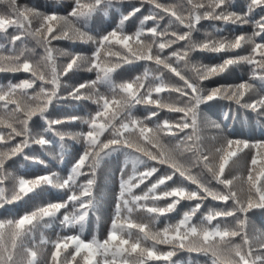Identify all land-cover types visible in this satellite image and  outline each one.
<instances>
[{
    "label": "snow or ice",
    "instance_id": "snow-or-ice-1",
    "mask_svg": "<svg viewBox=\"0 0 264 264\" xmlns=\"http://www.w3.org/2000/svg\"><path fill=\"white\" fill-rule=\"evenodd\" d=\"M2 2L7 3L9 9L7 13H0V33L7 35L8 29L14 28L18 34L8 38L7 47L11 54L3 55L6 46L0 45V72H23L30 74L31 78L18 83L10 81L6 86L0 85V149L7 146V151L0 150V208L5 204L22 201L25 197H36L46 186L65 190L70 194L63 202H48L26 212L18 219L0 220V264H115L117 258H120L121 264H128L130 258L135 264H148V261L176 264L172 257L179 250L202 253L208 258V264H264V231L257 229L250 236L247 219L251 209H264V140L250 142L225 139L218 147L206 150L197 134L200 106L214 99L234 102L237 107L251 109L264 116V94L258 98L249 96L253 85L247 82L218 85L211 89L202 86L203 81L225 72L230 66L242 63L252 65L254 75L257 69L264 73V0H250L243 15L230 10L233 0H184L188 7L180 12L177 6H168L158 0H138L140 6H134L127 15H122L118 28L99 35V38L81 32L73 21L82 22L87 27L88 21L98 10L107 9L123 0H73L74 7L67 15H59L56 11L41 12L33 7L20 5L19 0ZM144 4L151 5L152 10L140 19L139 28L131 34L123 33L124 23L140 12ZM180 7L183 8V5ZM256 9H260L262 13L259 19L254 18ZM166 18L167 24L162 27ZM203 19L221 21L226 25L252 23L256 30L251 35H234L231 39H212L210 34H206L209 38L197 42L192 33ZM150 21L152 26L146 27ZM34 22L36 27H33ZM172 26H182L183 30L169 31ZM74 36L82 43H94L95 50L90 57L72 55L70 61L58 71L53 56L54 49L49 45L58 40L75 42ZM29 37L44 45L45 55L42 62L48 69L50 79H46L41 63L33 64L25 55L27 49L23 41ZM144 37L151 38L152 43L146 44ZM257 38L260 42H257ZM17 41L21 42L19 50L16 49ZM180 42L185 43L173 49V45ZM153 45L156 48L155 54ZM116 46L124 52L120 57L123 63L154 60L157 65H162L178 77L181 85L166 84L162 75L156 78L158 82L154 85L141 82V77L116 85L111 74L120 64L106 67L97 62L101 59L102 52L106 56H120V52L104 51ZM245 46L250 48L248 55L230 56L213 66L193 65L191 77L182 74L171 62L174 61L177 65L183 63L187 67L190 51L199 49L227 54ZM166 49L170 51L163 55ZM82 62H87L88 71L96 70V80L79 84L68 95L75 100H92V96L85 92L89 88L95 89L97 82H103L110 87L112 97L97 92L93 101L97 110L83 121L88 125L86 132L72 134L55 131V126L75 122L76 117L46 121L45 133H52L61 142L66 136H71L74 140H82L86 145L67 178H61L58 173H49L26 179L6 172V162L23 153L31 144L41 147L53 144L52 140L45 139L42 135L36 138L29 127V121L37 112L43 117L54 98H64L58 94L60 77L74 71V68H79ZM146 78L147 70L144 79ZM258 78L264 83V74ZM37 81L41 82L38 91L34 90ZM29 90H33L31 94ZM117 92L120 94L119 99L116 98ZM164 92L169 96L175 93L177 101L162 102L159 97ZM153 94H156V99H153ZM246 96H249L248 100L245 99ZM137 105H142L148 111L149 115L145 120H137L132 116V110ZM164 109L182 115L175 122L168 119L161 122L159 112ZM153 117L157 118V122L153 127H148L145 121ZM224 118L227 119V113ZM187 129L191 132H185ZM105 133H108L107 137L101 139ZM179 133L185 135L178 138L175 150L158 143L162 135L177 139ZM133 136L135 140L131 139ZM17 137L20 138L19 142L13 143ZM245 149L249 150L250 155L246 176L224 178L229 162L238 158V154L244 153ZM118 151L126 152L132 160L133 175L124 180L122 171L115 215L106 238L102 241L95 237L85 240L80 235H67L50 242L41 232L39 243H36L37 230L51 227L50 223L45 222V218L48 221L54 220L61 209H67L69 204L78 206L79 214L66 212L61 225L71 228L79 223L83 226L89 209L94 206L89 199L93 180H87L78 195L73 191L76 177L83 174L82 170L86 165L95 169L106 157ZM185 153L190 154L189 158L184 159ZM25 159H33L34 162L44 165V161L38 158L25 156ZM136 165H144L145 171H136ZM161 166L165 169L163 174L142 195H134L133 189L160 172ZM194 168L200 172L206 170L212 179L223 186L224 191H215L208 187L201 176L193 172ZM6 181L11 184L10 190L4 186ZM169 181L176 186L169 187ZM234 181L241 182L239 192L243 193V198L233 190ZM187 185L195 187L190 188ZM209 198L222 201L225 205L232 201V206L229 210L209 208L202 214L199 224L193 223V217L200 212ZM162 200L166 201L165 206H158V202ZM149 201L153 206H147ZM181 201L195 203L188 211L183 212L175 224H167L163 229L153 231L147 223L130 222L134 210L143 209L155 220H159L160 216L175 212ZM237 213L242 218H237ZM229 217L235 221L234 225L224 223ZM213 221L217 222L213 224ZM133 230L136 231L134 237ZM236 238H239V242H236ZM49 243L52 251L48 256L39 254L36 249L42 252L43 246ZM158 245H167L170 250L161 251Z\"/></svg>",
    "mask_w": 264,
    "mask_h": 264
},
{
    "label": "trees",
    "instance_id": "trees-1",
    "mask_svg": "<svg viewBox=\"0 0 264 264\" xmlns=\"http://www.w3.org/2000/svg\"><path fill=\"white\" fill-rule=\"evenodd\" d=\"M158 2L168 6H177L178 12L183 11L188 7L184 0H158ZM249 3L250 0H233L230 10L243 15L246 12ZM19 4L22 6L27 5L33 7L45 13L56 11L59 15H67L74 7L73 0H19ZM180 5H183V8H181ZM134 6H140L138 0H123L122 3H115L107 9L98 10L88 21L87 27L79 21H73V24L81 32L99 38V35L106 34L108 31L118 28L121 16L127 15ZM8 9L9 5L0 0V13H7ZM151 10V5L144 4L140 12L136 13L135 16L131 17L124 23L123 33L131 34L135 32L140 26V19H142L144 15L149 14ZM261 14V10L256 9L254 18L259 19ZM166 24L167 18L162 22V27ZM36 26L37 25L34 22L33 27ZM151 26L152 23L150 21L146 27ZM196 28L197 30L192 33V37L197 42H203L209 38L206 34H210V38L212 39H220L221 37H228L231 39L234 35H251L253 31L256 30L252 23H229L226 25L221 21L210 19L201 20L200 23L196 25ZM217 29H220V31H217ZM182 30V26H172L169 29V31ZM17 34L18 31L14 28H9L7 35L0 33V45L6 46V49L2 52L3 55L11 54L10 48L7 47L9 44L8 38ZM144 39L146 44L152 43L151 38L144 37ZM74 41L75 42L58 40L52 41L49 45V47L54 49L53 56L55 57L58 71L70 61L72 55L80 54L90 57L95 50L96 45L92 42L82 43L79 40H76L75 36ZM257 42H260L258 38ZM184 43L185 42H180L178 45H173V49L183 46ZM23 45L27 49L25 55L28 56L33 64L41 63L42 71H44L46 79H50L48 69L46 66H43L42 62V57L45 55L44 45L38 43L36 39L31 37L25 39ZM20 48L21 42L17 41L16 49L19 50ZM104 51H111L113 53L120 52V56H106L104 52H102L101 59L97 61L106 67H113L116 64H120V67H117L116 71L111 74V79L116 85L124 82H131L135 80L136 77H141V82L146 85L149 83L154 85L158 82L156 78L161 75L163 76L165 83L170 86H180L182 83L178 77H175L174 74L170 73L167 69H164L162 65H157L154 60H133L131 64H125L121 61L120 57L124 55V52L119 46L110 49L106 48ZM169 51L170 50L166 49L163 55H167ZM249 51L250 48L248 46H245L243 49H236L227 54L201 51L197 49L189 52L187 67H185L183 63L177 65L174 61L171 62L173 63V66L178 67V70H180L182 74L191 77L193 75V65H196L197 67L218 65L230 56H245L248 55ZM153 53H156L154 45ZM129 59H131V57H129ZM88 67L89 65L87 62H82L79 68H74V71L61 76L58 94L64 98H54L43 117L37 112V114L29 121V127L33 130V134L36 138H39V136L42 135L45 139L52 140L53 144L45 147L31 144L29 148L24 149L23 153L17 154V156L12 157L11 160L6 162V172L11 173L17 178L24 177L26 179L49 173H58L61 178H67L73 165L79 158V155L85 150L86 145L82 140H74L71 136H66L64 141L61 142L59 137H54L50 132L45 133L44 129L47 127L46 121H53L56 119L69 120L72 117H76L77 120L75 122L55 126V131L72 134L86 132L88 130V125L83 123V121L89 118L90 113L94 114L97 110V106L93 102L96 99L97 92L101 95L108 96L109 98L112 97L110 87L103 82H97L95 89L89 88L85 92L86 95L92 96V100H75L68 95V93L79 84L96 80V70L88 71ZM146 70L147 78L144 79ZM261 74L264 73H260V70L257 69L256 74L254 75L253 66L242 63L230 66L225 72L203 81L202 86L205 89H211L218 85H236L242 82H247L253 85V91L249 93V96L258 98L259 95L264 94V83L258 78ZM30 78V74L23 72H0V85L6 86L10 81L12 83H18L24 79ZM40 83V81H37L36 85H34V90L38 91ZM46 87H50V85H46ZM32 91L33 90H29V94H31ZM249 96H246L245 99L248 100ZM116 98H120L119 92H117ZM156 98V94H153V99ZM159 98L165 103H173L178 99L175 93L169 96L167 92L161 93ZM32 106L36 107V104H33ZM226 113L227 119L224 118ZM148 115V111L142 105H137L136 108L132 110V116L137 120H145V117ZM180 115L182 114L170 113L167 109H164L159 112V120L162 122L164 119H168L170 122H175L179 119ZM156 122L157 118L155 117L151 120L145 121L148 127H153ZM216 125H219L220 127L218 128ZM185 132L190 133L191 130L187 129ZM197 134L200 137L202 146L206 150H212L215 147H218L225 141V139H242L249 140L250 142L264 140V116L253 112L251 109L237 107L234 102H229L224 99H214L200 106ZM107 135L108 133H105L104 137H101V139H104ZM184 135L185 133H179L177 139H173L170 135H162L158 143L169 149L175 150L178 138L183 137ZM131 139L135 140L136 138L133 136ZM19 140L20 138L17 137L16 141L13 143L19 142ZM154 143L157 142L154 141ZM61 144H63V147H61ZM0 150L7 151V146ZM25 156L43 160L44 165H47V167L34 162L33 159H25ZM189 156L190 154L185 153L184 159L189 158ZM249 163V150L245 149L244 153L238 154V158H233V161L229 162V165L225 168L224 178L231 179L234 176H246V169ZM164 170V167L161 166L160 172L145 180L144 183L139 185V187L134 188L133 194L142 195L147 191L148 187H150L151 184L163 174ZM122 171L124 180H127L129 176L133 175V162L124 151H118L106 157L101 162L100 166L95 169L86 165L82 170L83 174L76 177L75 185L73 186V191L79 195L81 186L85 185L87 180H93V185L89 189V199L92 200L94 206L89 209L88 216L83 222V226L79 223L71 228L61 225L60 222L66 212L69 214H79L78 206L74 207L72 204H69L67 209H61L60 213L57 214V217L54 220L48 221L47 218H45V222L50 223L51 227H41L37 230L36 243H39L41 232L50 242L55 241L58 237L67 235H80L81 238L85 240H91L94 237L101 241L105 239L110 230L111 221L115 215V205L120 192ZM136 171H145V166L136 165ZM193 172L198 173L202 180L207 183L208 187L215 191H224L223 186L212 179L210 174H207L206 170L200 172L199 169L194 168ZM175 179L176 178H174V180ZM234 184L235 187L233 190H236L238 195L243 198V193L239 192L240 187H242L241 182L234 181ZM168 185L169 187L176 186L172 181H169ZM4 186L9 190L11 189V184L7 181ZM187 186L190 188L195 187L193 185ZM161 188H163V186H161ZM159 190L160 189H158V191ZM69 194L70 193L65 190H58L46 186L36 197H25L22 201L5 204L3 208H0V220L18 219L26 212H30L36 207L47 204L48 202H63L67 199V195ZM125 198L128 199V197ZM165 203L166 201H159L158 206L163 207L165 206ZM194 203L195 202L193 201H181L175 212L160 216L159 220H155L153 216L143 209L134 210L130 222L147 223L153 231L163 229L167 224H175L182 217L183 212L188 211L193 207ZM147 206L151 207L153 205L149 201ZM231 206L232 201H229L228 204L225 205L222 201H213L209 198L204 202L200 212L193 217L192 222L199 224L202 214H205L209 208L216 210H229ZM237 218H242L239 213H237ZM247 219L250 236H252L257 229L264 231V209H251L247 214ZM216 222L217 221H213V224ZM224 223L234 225L235 221L229 217ZM135 235L136 231L133 230V237ZM236 242H239V238H236ZM43 247L44 250L42 252L40 249L36 250L39 254L47 257L52 251L51 243ZM158 249L161 251L170 250L167 245H158ZM172 260L175 261L176 264H208V258L202 253H189L186 250L177 251L176 255L172 257ZM115 264H121L120 258H117ZM128 264H135V262L130 258ZM148 264H163V262L148 261Z\"/></svg>",
    "mask_w": 264,
    "mask_h": 264
}]
</instances>
